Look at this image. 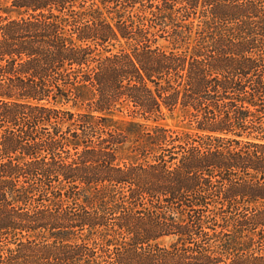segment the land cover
Masks as SVG:
<instances>
[{
	"label": "trees",
	"instance_id": "1",
	"mask_svg": "<svg viewBox=\"0 0 264 264\" xmlns=\"http://www.w3.org/2000/svg\"><path fill=\"white\" fill-rule=\"evenodd\" d=\"M0 264H264V0H0Z\"/></svg>",
	"mask_w": 264,
	"mask_h": 264
},
{
	"label": "rangeland",
	"instance_id": "2",
	"mask_svg": "<svg viewBox=\"0 0 264 264\" xmlns=\"http://www.w3.org/2000/svg\"><path fill=\"white\" fill-rule=\"evenodd\" d=\"M163 123L167 125L168 127L178 129V130H181L185 127L179 113H176L174 116L167 114V117Z\"/></svg>",
	"mask_w": 264,
	"mask_h": 264
}]
</instances>
